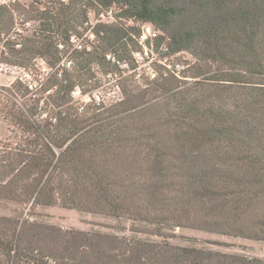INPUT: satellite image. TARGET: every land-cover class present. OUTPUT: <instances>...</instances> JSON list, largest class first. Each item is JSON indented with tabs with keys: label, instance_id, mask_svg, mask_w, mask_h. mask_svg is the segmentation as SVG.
Masks as SVG:
<instances>
[{
	"label": "trees",
	"instance_id": "trees-1",
	"mask_svg": "<svg viewBox=\"0 0 264 264\" xmlns=\"http://www.w3.org/2000/svg\"><path fill=\"white\" fill-rule=\"evenodd\" d=\"M38 0H35V2ZM25 34L0 4L1 62L21 68L0 89V202L60 204L152 225L264 240V0H45ZM118 5L152 22L170 53L187 50L200 80L175 70L142 87L134 74L140 28L98 23L89 9ZM78 33V34H77ZM93 42V43H92ZM108 55L111 58H108ZM41 57L51 68L43 76ZM209 61L214 71L204 69ZM123 77L116 102L93 92V67ZM115 77V78H116ZM94 80V81H93ZM120 87V85H118ZM89 93L83 106L73 91ZM0 264H264V259L195 247L63 229L23 212L0 214Z\"/></svg>",
	"mask_w": 264,
	"mask_h": 264
},
{
	"label": "rangeland",
	"instance_id": "rangeland-1",
	"mask_svg": "<svg viewBox=\"0 0 264 264\" xmlns=\"http://www.w3.org/2000/svg\"><path fill=\"white\" fill-rule=\"evenodd\" d=\"M39 1L45 2V0H38V2ZM38 2H35V0H19L12 5V9L14 8L12 14L17 26L20 27L25 34H30L39 24L34 11H32L33 8L40 6ZM104 11L105 9L101 7L90 8L88 15L89 21L92 24H98V22H100L99 20L102 19L101 14ZM121 12L120 6L114 5L113 24H123L128 27L140 28L137 22L140 24L145 22L135 17H127ZM153 25L156 29L160 30L161 35L154 39L146 38L142 42L139 39L141 50L134 53L137 66L135 68L130 67V65L121 66L124 70L122 73L123 76L134 74L138 84L142 87L150 85L149 83L151 80L157 78V76H161V72L169 69L175 70L174 74L185 86L192 84L196 80H200L202 75L197 74V58L187 50L170 53L167 48L168 38L162 39V36L165 35L164 32L154 23ZM71 41L73 40L71 39ZM89 41L96 42V37L92 35L91 32V26L75 36L73 42L78 44L79 42L87 43ZM5 50L3 37L0 36V89L4 86H10L18 77H24V75L29 77V74H25L21 68L7 67L1 62V54ZM36 62V68L43 76H46L51 68H49L48 64L41 57H38ZM218 66V63L209 61L204 65V69L214 71ZM93 71L95 74L94 80L98 79L99 83L101 81L102 83H100L93 92L90 91L89 93L94 94L95 97H101L107 102H116V100L123 98L121 87L124 78L122 76L116 77L114 73L106 74L97 66L93 67ZM118 85H120V87H118ZM89 93L75 98L79 99L80 103H83V106H87V103L91 101ZM10 134L8 124L0 117V141L8 139ZM20 212L26 214L31 220L55 225L63 229L100 232L155 242L167 240L171 244L178 246L195 247L198 249L264 259V240H255L243 236H233L189 227H177L174 230H165L166 233L164 237L153 233L155 228L152 225L126 217H116L105 213L83 211L64 207L60 204H39L30 207L14 202H0V214L14 215Z\"/></svg>",
	"mask_w": 264,
	"mask_h": 264
},
{
	"label": "built area",
	"instance_id": "built-area-1",
	"mask_svg": "<svg viewBox=\"0 0 264 264\" xmlns=\"http://www.w3.org/2000/svg\"><path fill=\"white\" fill-rule=\"evenodd\" d=\"M17 1L19 0H0V4L1 5H6V6H12L14 5ZM114 6H111L107 9H105L104 12H102L101 14V17L102 19H100L98 23H112L113 20H114ZM111 18V19H110ZM110 19V20H109ZM131 21L133 22V20L131 19ZM90 23V26H91V32H92V35H94L93 31H92V28L94 27L95 24H92L90 21L88 22ZM138 25H140V29H141V34L139 36V39L140 41H144L146 38L148 39H154L155 37H159L161 34L160 30L156 29V27L153 25L152 22H142L141 24L139 22H137ZM75 36H77L76 34L72 36V40L74 41L75 40ZM71 41L74 46H77L79 48H81L83 46V42H79L78 44H75V42ZM108 58H111L110 55H108ZM128 66L129 64L128 63H123L121 64V66ZM73 95L74 97H79L81 95H83L81 93V90L80 89H76L75 91H73ZM96 99H100L101 97H95Z\"/></svg>",
	"mask_w": 264,
	"mask_h": 264
}]
</instances>
